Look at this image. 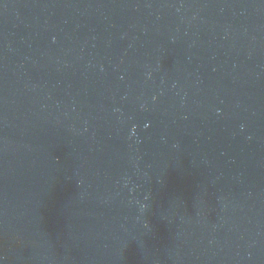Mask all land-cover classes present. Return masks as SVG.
I'll return each instance as SVG.
<instances>
[{
  "label": "water",
  "instance_id": "95a60500",
  "mask_svg": "<svg viewBox=\"0 0 264 264\" xmlns=\"http://www.w3.org/2000/svg\"><path fill=\"white\" fill-rule=\"evenodd\" d=\"M0 264H264V0H0Z\"/></svg>",
  "mask_w": 264,
  "mask_h": 264
}]
</instances>
